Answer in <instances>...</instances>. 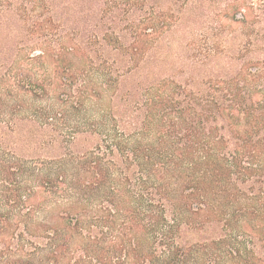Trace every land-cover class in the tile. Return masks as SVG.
Returning <instances> with one entry per match:
<instances>
[{
  "label": "trees",
  "instance_id": "1",
  "mask_svg": "<svg viewBox=\"0 0 264 264\" xmlns=\"http://www.w3.org/2000/svg\"><path fill=\"white\" fill-rule=\"evenodd\" d=\"M4 35L0 264H264V0H0Z\"/></svg>",
  "mask_w": 264,
  "mask_h": 264
},
{
  "label": "rangeland",
  "instance_id": "2",
  "mask_svg": "<svg viewBox=\"0 0 264 264\" xmlns=\"http://www.w3.org/2000/svg\"><path fill=\"white\" fill-rule=\"evenodd\" d=\"M4 38H5V35L3 37H0V40ZM4 42H5V39H4ZM13 53H16V51L15 52L13 51ZM26 54H29V53L26 52ZM13 56L14 55H12V53H0V73H8L10 70H13V67H15L16 69L18 68V62H16V60L13 62ZM1 62H3L4 64H1ZM26 66L27 65L24 64L23 67H26Z\"/></svg>",
  "mask_w": 264,
  "mask_h": 264
}]
</instances>
